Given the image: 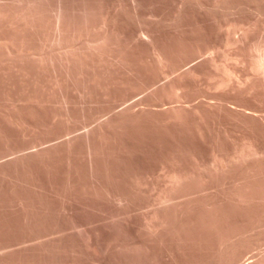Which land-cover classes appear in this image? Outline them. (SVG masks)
<instances>
[{"label": "bare ground", "instance_id": "1", "mask_svg": "<svg viewBox=\"0 0 264 264\" xmlns=\"http://www.w3.org/2000/svg\"><path fill=\"white\" fill-rule=\"evenodd\" d=\"M108 1L109 0L103 2H108ZM131 1L132 3L131 2L130 3L132 5L133 13L138 14V11L143 3L140 0H131ZM94 3L95 0L88 1L86 4L83 5L81 4L82 6L78 8V6L72 4V2L71 4L70 3L68 4L64 0H60L57 8L55 6L56 8V10H54L55 12H52L51 10H49L50 7L48 9L46 5H43L44 2H42V0H0V100L2 102L4 101V103L5 101H7L6 103L12 101L11 103H13L14 106L13 109L11 110H7L8 108L7 109L0 108V130L3 125L5 126L7 125V127L8 126L19 127L20 129H22L21 127H26L28 125L27 118H25L27 114L25 113L24 116L23 110L24 109H27V111L29 110V112L32 113L31 117L33 118L34 117L33 115H35L39 109L41 110L42 108H46V107L48 108L49 107L48 105H50V103L52 104L53 102L55 103L58 101L59 98L57 97L58 95L55 98L57 99V101L55 99H54L55 101H53V96L56 95L55 93L59 94L60 96L59 102H61V104H64L66 107V108L63 107L65 108V110H63L62 108L61 109L62 111H64L63 118L65 117L66 119L65 122H67V124L64 123L67 127L64 126L63 128L65 127L66 128L63 130V132L61 131L62 136L59 134L60 138H63V140L58 139L59 142L57 143H54L53 140H51L54 144L51 142L49 146L48 144L49 141L48 142L41 141L37 143L35 140L36 143H34V141H33L34 144L31 142V144H33L31 145V147L28 145L30 148L27 147L25 148L24 146H23L24 148H17L15 145L16 148L13 150L11 149L12 152L10 153V155H15L16 157L15 159L13 158L12 160L9 159L7 162L3 161L4 163L0 164V176L8 175L9 171H7L4 168V166L7 164L14 165L15 168L14 167L13 168L15 170H19L18 169L19 166L20 168L21 165L25 166L24 164L28 163L32 158L33 159L37 158L40 162L47 163V161H49L50 158H56L57 160V158L60 157L59 154H61L62 156L66 154L65 155L66 161L68 158H76V160L77 158L86 159L85 164H83L84 167H86L87 169L85 172L88 173L89 178L93 181V187L95 186V190H96L97 189L96 186L99 185L100 184L99 181L102 180V179L100 180L101 178L100 173L106 168V165L105 168L103 167V164L106 162L105 161L106 159L104 161L99 162L100 160L99 158H102V160L103 158H107V159L110 158V160L111 158H115V157L122 158L123 156H125L127 149V147L126 148L123 147V144L125 143V145H128L129 147V144H127L126 142H129L130 140L131 141L136 140L134 139L135 136H138L137 138L142 137V139H146V142H150V144H153L157 152H160L159 154H161L164 158H170V159L173 158L172 159L173 164H171L173 166L169 167V169L170 168L171 169L168 170V172H165L167 170L164 169L165 170L164 172L167 175L165 179L166 183L162 185L165 186L164 187L160 186L162 188H160L157 198L155 197V200L158 202V205L156 203L157 205L156 208L154 207L155 209L153 211L149 210L152 213L147 214V216L140 219L138 216L134 214L135 212L133 213L131 203L134 202L135 197L138 198V196L140 197L142 195L141 192H136V190L133 191L134 188L133 189L131 188L129 190L128 187L125 190L121 189L120 192L117 191L118 193L109 192L111 196L116 197V199L122 204V207L121 208L118 207L119 209L118 208L115 209L114 207L112 208V210L105 209V211H102L104 213L103 216L101 215L103 218L100 221V223L89 226V229L86 232V236L88 238V241L85 239L87 242V243L85 242L86 248L84 246L85 240L82 243L83 245L73 241L74 243H72V246H70L71 248L70 251L78 253L79 256L81 253H87V254L91 253L93 259H95L94 261H98L100 264H264V251L262 252L260 251V249L262 250V248L264 247L263 245L264 244V49L260 46L262 45V43L260 45H256V44L251 45V43H249L250 35H251L250 30H245V31L243 30L244 33L241 38L237 35L239 39H236L237 37L232 39L233 33L235 34L237 28L242 24V23L239 24L237 21H233L225 25H221V29L222 28L228 29V33L225 36L226 38L223 36L225 38L224 40L225 44L227 46H231V45L237 46L235 52L233 51L234 54L229 55L224 53L222 54L223 56L221 55L224 59V62L220 60L219 57H217L218 55L217 53H219V51L221 50L219 44L221 43V41L220 42L218 40L215 41L214 37L216 35L213 36V34L214 33L216 34L217 32L212 33L206 30L204 26H202L203 28L200 27L202 29L199 28L200 31L195 32L196 34L194 33L193 36L196 35L194 38L192 35H191L192 38L189 36L190 37L189 39L184 38V36H182L181 40L180 38H178L179 42L176 43H172L170 40L171 43L161 44L159 39L155 35L150 33L148 30L141 31L142 40L140 41L136 39V37L139 38L138 34H137L138 36L134 34L136 37L132 36L133 38L128 37V39L124 40V35L117 28L116 19L115 18L108 19V20L113 19L112 20L113 24H111V22H108L107 19L104 18L108 16H105L106 14L105 15L103 14L102 17L100 13L98 14L96 11L97 10L95 5L96 3L95 4ZM76 4L78 5V3ZM99 4H101V2ZM112 5L114 6V4ZM131 5L128 7H131ZM190 5L191 4H189V6ZM211 6L213 5L211 4ZM215 6L218 5L216 4ZM192 7L194 8V6ZM246 8H243L244 12ZM186 9L187 8H185L184 10L186 11ZM184 10H181L180 12L183 13L182 11ZM132 11L130 12L132 13ZM185 13L186 15L188 14L187 12ZM204 14L206 13L204 12ZM177 15L180 16V13ZM228 15L229 14H227V16ZM183 16H185V14ZM181 18L179 20H181ZM166 21L169 20L166 19ZM247 22L249 23V20ZM182 25L183 24H181V26ZM243 25L244 24H242V27H245ZM218 26L219 25H217V27ZM177 28H179V26ZM216 29L217 28H215V30ZM248 29L250 28L248 27ZM193 32L191 34H193ZM180 35L178 37H180ZM219 38L220 37L218 35V39ZM258 42H260V40ZM254 43L252 42V44ZM140 47H144L146 50L149 51L150 53L149 58L143 59L144 58L143 57L140 59L137 56V54L134 53L136 48H140ZM57 48L60 50V52L58 51V53H56ZM229 50H230L229 52H231V49ZM227 61H229V63L230 61H232L231 62L232 65H229ZM164 77L165 79H163V81L164 80L165 81L161 83V79ZM202 81H206L208 84L206 88L204 87V90L203 87H200ZM70 89H75L76 91H79L81 95L84 97V99L85 98L90 99V101H93L95 97L97 99H101L102 102L104 103L103 106L104 108L103 109L101 108L102 110H97V111L94 108L95 109L94 114L91 115L96 118L98 117V115L100 116V114H102L103 112H104L103 114H105V112H108L109 114L107 115L108 117L104 119V117H102L101 115L102 119L104 120L102 121L98 120L100 122H98L97 124L96 121L97 125H95L94 127L93 125L92 128H90L91 126L88 128L86 127L87 130L82 132L83 130L81 129L82 131L78 133L79 131L77 126L78 115H74L71 112L72 110L70 109V107L67 106L74 103L71 97L70 98L72 99V101L70 102L68 96L70 95L68 92V90ZM148 90L150 91L147 94L141 96L142 92ZM137 92H141V93H137ZM81 95L78 96L82 97ZM77 97L75 99L78 100ZM59 102L56 103V108L57 105H59ZM61 104L60 107L63 106V105L61 106ZM99 104H100V100H99ZM51 106L52 105H50V107ZM92 106L95 107L94 104L92 105L91 102L90 107ZM60 107H58L59 109L57 110H61ZM98 107L100 106L98 105ZM77 108H74L75 109L74 112L76 111ZM45 111L46 110H44V112ZM55 112L56 111H54V115L56 114ZM57 113H60V111H57ZM90 113L91 111L88 112L84 111L83 116L91 117ZM58 115L59 114L55 115V117L57 118ZM101 117H98L97 119H100ZM29 118L30 117H28V119ZM80 118L82 117L79 116V119ZM57 119L55 120V122L59 124L57 122ZM30 120H29V124H31ZM43 120L41 119V121ZM46 120L48 119H45V123ZM38 121L40 122V120ZM212 121H217L218 123L217 122L215 123L218 124V126L215 125L214 122ZM87 122L89 123V121ZM224 122H228V123L226 124ZM55 124L54 126H57ZM50 125L51 124H48V126ZM80 126L81 125L79 124V128ZM83 126L81 128H83ZM55 128L58 131L57 127ZM56 130H53V132ZM39 135L41 134L39 133ZM24 136H26V134L23 135L22 138H24ZM128 138H133V139L126 141V139L128 140ZM123 139L126 142L123 143L122 142ZM44 140L46 139L44 138ZM23 141L25 142V140ZM143 141L145 142V140ZM134 142H132V144ZM46 143L48 144V146ZM36 144L40 146H44V144H46L47 147L44 146V148L39 147L40 149H37ZM24 145L26 146L27 144L25 143ZM31 149H36V150L31 151ZM147 149L149 148L147 147ZM27 150L30 151L27 153ZM150 150L151 149H149V152ZM128 153H129V149H128ZM152 154L154 155L153 152ZM62 156L61 158H63ZM5 157H7V155L2 156V158ZM129 157L130 156H128V158ZM182 158H192L190 160H192L191 162L193 166L191 165L192 167H189L188 163L186 164ZM198 158H202V159L213 158V160L211 163L205 164L203 163L204 161L202 162V159L201 160L199 159L201 161L200 162ZM70 160L71 159H69V161ZM72 160L74 161L75 159ZM72 162L71 163L67 162L66 165L68 164L69 166V164H71V168L74 169L72 167V164L74 163ZM101 162L102 163L104 162L102 164V167L104 169L100 172L101 164L99 165V163ZM169 162L171 163V161ZM39 164L40 163H38V165ZM40 165L43 166L44 164H40ZM53 166H55V163ZM56 166H59V163ZM69 169L67 172H70ZM40 170L41 169H39V171ZM76 170H78V168L75 169V171ZM75 171H71V172H75ZM124 171L122 173H124ZM105 173H107V171H105ZM108 173H107V177L108 175H110ZM77 174L78 173H76L75 176ZM232 174L233 175L238 174L239 178L237 179L238 181L236 182L234 181V179L236 178H233V181L235 183L233 184V186L229 184L231 188H227V189H223L222 187L220 188L219 186L225 185L222 183L221 185L219 184L217 188L223 190L219 189L220 191L217 192H215L214 190H213L214 192H210V190H208L210 193L204 192L203 195L201 194V192L203 193V191H206L205 188H208L207 186H209V183L212 182L214 179L223 180V178H226ZM69 177L71 178L72 176ZM109 177H111V175ZM0 178L3 179V177ZM35 178L37 179V177ZM70 178L68 179L71 180ZM17 179L20 178L18 177ZM110 179H112V177ZM123 179H125V177ZM24 180H23V187H24V183H28L27 181L24 182ZM117 180L115 179L116 182ZM130 181L132 180L130 179ZM5 182H7V180ZM82 182L85 183L84 181ZM106 182L104 183L107 184ZM127 182L128 184L130 183L132 185L131 182L129 181ZM74 184L76 185V183ZM74 184L70 182L68 184V187H66V190H64V192H61V190L59 192L62 193V196L66 199V202L68 201L70 203V205H68L69 203L67 204L71 211L70 214L74 216L75 215L78 216L80 212L91 211L90 208L91 207L93 208L94 202L92 200H91L92 203L86 202L87 200L84 201V199L83 201L81 200L82 202L78 201L79 198L81 197L78 196H77L78 198L76 197L75 194L76 190L75 191L73 190ZM123 184H125L124 181ZM212 184L214 183L212 182ZM28 186L31 187L30 184ZM54 186H52V188ZM116 186L118 188L117 184ZM58 188L61 189V187ZM155 188H152V190ZM201 189H205V190H201ZM6 190L7 189H5V191ZM56 190L54 192H56ZM98 190L101 189H97L95 195L98 194L99 197L100 191L97 192ZM29 191L26 192V194H24L22 190L23 195L22 194L20 196L18 195V199L17 198L16 199L19 201V205L22 211L21 214L19 213L20 214L19 217L22 218L20 223L23 226H27L26 228L30 226L29 227L30 230L31 227L35 228L34 226L39 224L40 215L44 214L45 212L47 213L46 215H49L48 214L49 208H47L44 213L43 212L41 213L38 208V206H40L39 204L40 201L36 202L38 197L34 196L35 194L33 195L29 193ZM147 191L149 192L150 190ZM197 193H200L201 195L199 194L197 195ZM95 195L94 198L96 199ZM86 196L87 195H84L83 198L84 197L87 198ZM5 197L6 196L4 195V198ZM48 197L51 198L50 196ZM90 199H92V195ZM132 199L133 202H131ZM14 200L15 199L13 198V201ZM117 200L114 202H117ZM148 200L149 199H147V201ZM150 202L152 201H149L148 203ZM63 204H64V200H63ZM98 204L97 207L99 206ZM153 204L155 206V203ZM42 205L44 206V204ZM46 205H48V203H46ZM135 205L133 204V206ZM4 207H8V206L4 205ZM100 209L102 210L103 207ZM14 210L13 212H16ZM18 210L20 212V209ZM52 212L53 211H51V213ZM91 212L93 213L94 211ZM100 212L99 214L102 213ZM92 213L90 216H92ZM98 217L100 216H98L97 214V218ZM83 218H85V216ZM10 220H8L7 222H9ZM84 220H86V218ZM93 222L91 221V223ZM17 223L18 222H16V224ZM69 223L71 224V222ZM72 223L74 224V220ZM13 224L15 225V223ZM51 224H52V220H51ZM77 224L78 223L76 222V225ZM15 227L17 226L15 225ZM85 227L86 226H84V229ZM56 228H58V226ZM77 229L79 231V228ZM10 230L12 231L13 228ZM6 231L8 230H5V232ZM36 231L38 232V230ZM82 235L80 237H82ZM84 237L85 236H83V238ZM37 238H39V236ZM78 240L81 241L82 239L78 238ZM35 242H38V240L37 241L35 240ZM69 243L71 245V242ZM18 246H20V243ZM58 246L61 248L60 245ZM6 251L4 250V252ZM47 252L48 251H46V253ZM11 254L13 253H10V255ZM35 254L36 253H34L33 255ZM49 254L50 252L46 255ZM249 254L251 256L248 257L247 255ZM75 256L78 257L77 255ZM33 260H35V258ZM243 260H245V262ZM75 261L74 264L76 263Z\"/></svg>", "mask_w": 264, "mask_h": 264}, {"label": "rangeland", "instance_id": "2", "mask_svg": "<svg viewBox=\"0 0 264 264\" xmlns=\"http://www.w3.org/2000/svg\"><path fill=\"white\" fill-rule=\"evenodd\" d=\"M59 1L60 0H42V2H44V4L43 5H46V7L49 9V7H50V9L49 10H51L52 12H55L54 10H56V8H57V6H58V3H59ZM65 2H67L68 4L70 3L71 4V2H72V4H74V5H76V6H78V8H80V6H82L83 4H86L88 1H94V0H64ZM75 1V2H74ZM83 1V2H82ZM99 1V2H98ZM103 1H107V0H95V5H96V8H97V13L99 14H101V16L104 14H106L105 16H108V17H104V18H106L107 19V21L108 22H111V24H113L112 22V20H108V19H111V18H115L116 19V25H117V28L119 29V31H121V33L124 35V40H126V39H128V37L129 38H131L132 36L133 37H136V36H138L139 35V38L138 37H136V39H138L139 41L140 40H142V38H141V31L142 30H148L150 33H152L153 35H155L158 39H159V41H160V43L161 44H167V43H176V42H179V39L178 38H180V40H181V38H182V36H184V38H187V39H189L190 37L192 38V36L194 35V33L195 32H197V31H200V29H202L203 27L202 26H204V28L206 29V30H208V31H210V32H212V33H214V32H217L216 34L214 33L213 34V36H215L214 37V40L216 41V40H218L219 42L221 41V43H219L218 41V43L220 44V47H221V50L219 51V53H217L216 55H217V57H219V59L220 60H222L223 62H224V59H223V55L222 54H229V55H231V54H234V52H235V50H236V48H237V46L236 45H231V46H227L226 44H225V36H226V34L228 33V29L227 28H222L221 29V25H225V24H227V23H230V22H233V21H237L239 24H244L243 26H245V27H242V24L237 28V30L235 31V34L233 33V36H232V39H234V38H236V39H239V37L241 38L242 37V35H243V30L245 31V30H250V42L249 43H251V45H260L261 43H262V45H260L263 49H264V0H228V1H226V0H180V1H177V0H140L142 3V5H141V7H140V9H139V11H138V14H134L133 13V11H132V5H131V3H132V1L131 0H121V1H119V0H113V2H112V0L110 1H108V2H103ZM146 1V2H145ZM191 3H190V2ZM196 1V2H195ZM213 1V2H212ZM214 1H216V2H214ZM224 1V2H223ZM226 1V2H225ZM263 1V2H262ZM101 2V4H99ZM103 2V3H102ZM111 2V3H110ZM129 2V3H128ZM131 2V3H130ZM178 2H180V3H178ZM199 2V3H198ZM205 2V3H204ZM250 2V3H249ZM259 2H261V3H259ZM54 5H53V4ZM56 3V4H55ZM76 3H78V5L76 4ZM104 3H106V4H104ZM176 3V4H175ZM186 3V4H185ZM195 3V4H194ZM209 3V4H208ZM213 5V6H211V4ZM221 3V4H220ZM237 4V6H236V4ZM242 3V4H241ZM255 3V4H254ZM50 4H52V5H50ZM82 4V5H81ZM104 4V5H103ZM112 4H114V6L112 5ZM171 4V5H170ZM178 4V5H177ZM189 4H191L190 6H191V8H190V6H189ZM193 4V5H192ZM201 4V5H200ZM218 5V6H215V5ZM227 4V5H226ZM244 4H245V6L247 7H245L244 6ZM259 4V5H258ZM106 5V6H105ZM108 5H110V6H108ZM122 5V6H121ZM131 5V7H128V6H130ZM170 5V6H169ZM179 5H180V7H179ZM186 5V6H185ZM226 5V6H225ZM236 6V7H234V6ZM255 5V6H254ZM55 6H56V8H55ZM118 6V7H117ZM145 8H144V7ZM172 6H173V8H172ZM178 6V7H177ZM181 6H182V8H181ZM192 6H194V8L192 7ZM200 6V7H199ZM52 7V8H51ZM110 7V8H109ZM114 7V8H113ZM184 7V8H183ZM220 7V8H219ZM228 7V8H227ZM230 7V8H229ZM240 7H241V10H240ZM251 7V8H250ZM55 8V9H54ZM150 8V9H149ZM181 8V9H180ZM185 8H187L186 9V11L184 10ZM215 8V9H214ZM243 8H246L245 9V12H244V9ZM250 8V9H249ZM257 8H258V10H257ZM104 9V10H103ZM106 9V10H105ZM112 9V10H111ZM119 9V10H118ZM126 9V10H125ZM131 9V10H130ZM146 9V10H145ZM169 9V10H168ZM171 9V10H170ZM173 9V10H172ZM175 9V10H174ZM188 9H189V11H188ZM197 9H198V11H197ZM224 11H223V10ZM233 9V10H232ZM243 9V10H242ZM255 9V10H254ZM99 10V11H98ZM153 12H152V11ZM181 10H184V11H182L183 13H181L180 11ZM202 10V11H201ZM235 10V11H234ZM238 10V11H237ZM257 10V11H256ZM262 10V11H261ZM112 11V12H111ZM117 11V12H116ZM130 11H132V13L130 12ZM157 11H159V12H157ZM193 11V12H192ZM212 11V12H211ZM219 11V12H218ZM227 11H228V13H227ZM249 13H248V12ZM253 11V12H252ZM262 13H260V12ZM116 12V13H115ZM151 12V13H150ZM155 12V13H154ZM166 12H167V14H166ZM175 12V13H174ZM178 12V13H177ZM185 12H187L188 14V16L186 15V13ZM191 12V13H190ZM204 12L207 14H204ZM212 14H211V13ZM221 12V13H220ZM225 12V13H224ZM120 13V14H119ZM126 13V14H125ZM150 13V14H149ZM156 13H157V16H156ZM180 13V16H178L177 14H179ZM235 13V14H234ZM247 13V14H246ZM254 13V14H253ZM111 14H112V16H114V17H112L111 16ZM117 14V15H116ZM129 14H131V15H129ZM185 14V16H183V15ZM194 14V15H193ZM200 14V15H199ZM227 14H229L228 16H227ZM238 14V15H237ZM120 15V16H119ZM174 15V16H173ZM175 15H177V16H175ZM197 15V16H196ZM199 15V16H198ZM204 15H206V16H204ZM212 15V16H211ZM119 16V17H118ZM135 16V17H134ZM163 16V17H162ZM168 16V17H167ZM191 16V17H190ZM218 16V17H217ZM224 16H225V18H224ZM248 16V17H247ZM103 17V16H102ZM175 17V18H174ZM178 17H182L181 18V20H179L180 18H178ZM187 17V18H186ZM198 17V18H197ZM217 17V18H216ZM247 17V18H246ZM258 17H260V18H258ZM153 18V19H152ZM163 18V19H162ZM178 18V19H177ZM193 18V19H192ZM215 18V19H214ZM226 19V20H224V19ZM230 18V19H229ZM234 18V19H233ZM240 18V19H239ZM242 18V19H241ZM244 18V19H243ZM249 18V19H248ZM257 18V19H256ZM262 18V19H261ZM117 19H121V20H123L124 21V23L125 24H127V25H125L124 23H123V21H119V20H117ZM166 19L167 20H171L170 22L169 21H166ZM177 21H176V20ZM186 19V20H185ZM198 19H200V20H198ZM213 19V20H212ZM219 19V20H218ZM233 19V20H232ZM256 19V20H255ZM164 20V21H163ZM188 20V21H187ZM190 20H192V21H190ZM249 20V23L247 22V21ZM178 21H179V23H178ZM194 21V22H193ZM201 21V22H200ZM209 21V22H208ZM214 21V22H213ZM219 21V22H218ZM229 21V22H228ZM256 21V22H255ZM120 22V23H119ZM160 22H162V23H160ZM168 22V23H167ZM175 22V23H174ZM181 22V23H180ZM188 24H187V23ZM198 22V23H197ZM201 24H200V23ZM222 22H223V24H222ZM244 22V23H243ZM260 24H259V23ZM156 23V24H155ZM194 23V24H193ZM210 23H212V24H210ZM154 24V25H153ZM171 26H170V25ZM181 24H183L182 26H181ZM187 24V25H186ZM195 24H197V25H195ZM214 24V25H213ZM249 26H248V25ZM174 25V26H173ZM179 26V28H177L178 26ZM192 25H194V26H192ZM217 25H219L218 27H217ZM247 25V26H246ZM252 25H253V27H252ZM258 25V26H257ZM263 25V26H262ZM145 26V27H144ZM166 26V27H165ZM212 26H214V27H212ZM261 26V27H260ZM157 27V28H156ZM195 27H197V28H195ZM200 27H202V28H200ZM210 27V28H209ZM248 27L250 28V29H248ZM151 28V29H150ZM185 28H187V29H185ZM193 28V29H192ZM200 28V29H199ZM215 28H217L216 30H215ZM247 28V29H246ZM126 29H127V31H126ZM130 30V32H129V30ZM137 29V30H136ZM170 29V30H169ZM176 29V30H175ZM177 29H180V30H177ZM182 29V30H181ZM198 29V30H197ZM238 29H239V31H238ZM252 29V30H251ZM255 29V30H254ZM262 31H261V30ZM123 30V31H122ZM153 32H152V31ZM164 30V31H163ZM173 30V31H172ZM192 30V31H191ZM195 30V31H194ZM220 30H221V32H220ZM242 30V31H241ZM254 30V31H253ZM126 31V32H125ZM190 31H191V33L193 32V34H191L190 33ZM242 33H241V32ZM261 31V32H260ZM124 32V33H123ZM169 32V33H168ZM186 32H187V34H186ZM222 32H223V34H222ZM252 32V33H251ZM176 33V34H175ZM189 33V34H188ZM237 33V34H236ZM131 34V35H130ZM136 36H135V35ZM138 34V35H137ZM172 34V35H171ZM181 34V35H180ZM196 34V33H195ZM221 34H222V36H221ZM225 34V35H224ZM171 35V36H170ZM177 35V36H176ZM180 35V37H178ZM192 35V36H191ZM218 35H219V37L222 39H218ZM239 37H238V36ZM170 36V37H169ZM185 36H187V37H185ZM190 36V37H189ZM196 36V35H195ZM195 36H193V38L195 37ZM225 38H224V37ZM132 37V38H133ZM223 37V38H222ZM254 37V38H253ZM163 39V40H162ZM167 40V42H166V40ZM175 41H174V40ZM235 39V40H236ZM252 39V40H251ZM261 39H262V41H261ZM170 40H171V42H170ZM178 40V41H177ZM260 40V42H258ZM224 42V43H223ZM252 42L254 43V42H256V43H254V44H252ZM223 45V46H222ZM234 46V47H233ZM224 47V48H223ZM140 49V50H139ZM229 49H231V52H229L230 50ZM226 50V51H225ZM57 51V52H56ZM56 53H58V51L60 52V50L57 48L56 49ZM234 51V52H233ZM220 52H221V54H220ZM228 52V53H227ZM135 54H137V56L141 59V58H143V59H147V58H149L150 57V53H149V51L148 50H146L144 47H140V48H136V50H135V52H134ZM149 53V54H148ZM143 54V55H142ZM148 56H147V55ZM222 55V56H221ZM145 56H147V57H145ZM222 57V58H221ZM232 61H230V63H231ZM227 63L229 64V65H232V63L230 64L229 63V61H227ZM163 79H165V77L164 78H162L161 79V83H163L164 81H163ZM204 84H205V86H204ZM203 85V86H202ZM207 82L206 81H202V84H201V86L200 87H203V90H204V87L206 88L207 87ZM200 89H202V88H200ZM72 90V91H71ZM75 91V92H74ZM150 90H148V91H145V92H137V93H141L142 95L141 96H143V95H145V94H147L148 92H149ZM68 92H69V94L70 95H68L69 96V99H70V102L72 101V99H73V101H74V103H72V104H70V105H67L68 107H70V109L72 110L71 112L74 114V115H78L77 116V120H78V123H77V126H78V129H79V131H78V133H80L82 130V132H84L85 130H87V128L88 127H90V128H92V125H93V127L95 126V125H97L98 124V122H100V121H102V120H104V119H106L108 116L107 115H109L108 114V112H105V114H100V116L98 115V117H101V115H102V117H104V119H102V117L100 118V119H97L98 117H93L91 114H94V110L96 109V111L97 110H102L104 107V103L102 102V100L101 99H97L96 97L93 99V101H90V99H84V97L81 95V93L79 92V91H76L75 89H70V90H68ZM78 92V93H77ZM56 95H54L53 96V101H57V99H55L56 98V96L57 97H59L58 98V101L57 102H53L52 104L50 103V105H52L51 107H50V105H48L49 107L46 109V108H42L41 110L39 109L38 111H37V113L35 114V115H33L34 117H36V118H32L31 116H32V113H30L29 112V110L27 111V109H24L23 110V114H24V116H25V113L27 114L26 115V117L25 118H27V126L26 127H21L22 129H20L19 127H12V126H8L7 127V125L5 126V125H3L2 126V128H1V130H0V164H2V163H4V162H7L9 159L10 160H12L13 158L15 159V155H10V153L12 152V150L13 149H15L16 147L17 148H30L31 147V145H33L34 143H38V142H48L49 141V146H50V143L52 142L51 140H53V142L54 143H57V142H59V140L58 139H60V140H63V138H60V135L62 136V132H63V130L67 127L64 123H66L67 124V122H65L66 121V119H65V117L63 118V112L64 111H62V109L63 110H65V105L64 104H61V102H59V100H60V96H59V94H57V93H55ZM81 95L82 97H79V96ZM78 96V97H77ZM72 99H71V98ZM78 98V100L77 99H75V98ZM55 99V100H54ZM96 99H97V102H98V104H97V102H96ZM80 100V101H79ZM88 100V101H87ZM99 100H100V104H99ZM85 101V102H84ZM90 101V102H89ZM7 101H5V103H4V101L2 102L1 100H0V108H8L7 110H11V109H13V103H11L12 101H9L8 103H6ZM59 102V105H57V108H56V103H58ZM82 102V103H81ZM92 102V105L94 104V106L95 107H90V103ZM12 104V105H10V104ZM86 103H87V106H86ZM55 104V105H54ZM60 104H61V106L62 107H60ZM75 104V105H74ZM80 104V105H79ZM95 104H97V105H95ZM77 105V106H76ZM98 105L100 106V107H98ZM6 106V107H5ZM75 106V107H74ZM85 106V107H84ZM58 107H60V109L61 110H57V109H59ZM63 107H65V108H63ZM71 107H74V108H77L76 109V111L74 112V108H71ZM93 108V109H92ZM95 108V109H94ZM98 108H100V109H98ZM102 108V109H101ZM52 109V110H51ZM80 109V110H79ZM90 109H92V110H90ZM44 110H46L45 112H44ZM44 113H43V112ZM51 111H53V112H51ZM54 111H56L55 113V115H57V114H59L58 116H57V118L55 117V115H54ZM57 111H60V113H57ZM62 111V112H61ZM84 111L85 112H88V111H91V113H90V115H91V117H84L83 116V114H84ZM93 111V112H92ZM43 114H42V113ZM47 112V113H46ZM81 112V113H80ZM29 113V114H28ZM31 114V115H30ZM46 114V115H45ZM53 114V115H52ZM62 114V115H61ZM89 114V113H88ZM38 115V116H37ZM47 117H45V116ZM106 115V116H105ZM30 117L29 119H28V117ZM50 116V117H49ZM79 116L80 117H82V118H80L79 119ZM62 117V118H61ZM37 118H38V120H40V122L37 120ZM48 119V120H46V123H45V119ZM50 118V119H49ZM60 118V119H59ZM85 118H88V119H85ZM92 120H91V119ZM94 118H95V120H94ZM31 119V120H30ZM33 119H35V120H33ZM41 119L43 120V121H41ZM57 119V122L59 123V124H57L56 122H55V120ZM63 119H65V120H62ZM29 120H30V123L31 124H29ZM33 120V121H32ZM52 120V121H51ZM58 120H60V121H58ZM85 120V121H84ZM89 121V123L87 122V121ZM98 120H100V121H98ZM37 122V123H35V122ZM50 122V123H48V122ZM62 121V122H61ZM92 121V122H91ZM96 121H97V124H96ZM39 122V123H38ZM53 124H52V123ZM212 122H214V124L215 125H217L218 126V124H216L215 122H217V121H212ZM230 122V121H229ZM44 125H43V124ZM56 123V124H55ZM218 123V122H217ZM224 123H228V122H224ZM37 124V125H36ZM46 124V125H45ZM48 124H51L50 126H48ZM54 124L55 125H57V126H54ZM61 124V125H60ZM79 124L81 125L80 126V128H79ZM32 125V126H31ZM35 127H34V126ZM41 125H43V126H41ZM84 125V126H83ZM88 125V126H87ZM36 126H38V127H36ZM53 126V127H52ZM64 126H66L65 128H63ZM83 126V128H81ZM33 127V128H32ZM45 127V128H44ZM52 127V128H51ZM55 127H57V129H58V131L56 130V128ZM87 127V128H86ZM13 128V129H12ZM16 128V129H15ZM18 128V129H17ZM31 128V129H30ZM36 128V129H35ZM37 128H38V130H37ZM47 128V129H46ZM8 129V130H7ZM25 129V130H24ZM28 129H29V131H28ZM43 129V130H42ZM56 130V131H54L53 132V130ZM82 129V130H81ZM24 130V131H23ZM34 130V131H33ZM40 130V131H39ZM5 131V132H4ZM14 131V132H13ZM21 131V132H20ZM23 131V132H22ZM62 131V132H61ZM24 132H25V134H26V136H24V138H22L23 137V135H25L24 134ZM27 132V133H26ZM30 132V133H29ZM31 132H34V133H31ZM42 132V133H41ZM47 132V133H46ZM53 132V133H52ZM60 132V133H59ZM4 133V134H3ZM15 133V134H14ZM18 133V134H17ZM39 133L41 134V135H39ZM48 133H49V136H48ZM55 133H57V134H55ZM2 134V135H1ZM19 134H20V136H19ZM23 134V135H22ZM28 134V135H27ZM37 136H36V135ZM52 134H54V135H52ZM60 134V135H59ZM11 135V136H10ZM30 135V136H29ZM33 135V136H32ZM39 135V136H38ZM53 136V138H52V136ZM58 135V136H57ZM3 136H4V138H3ZM7 136V137H6ZM9 136H10V138H9ZM42 138H41V137ZM45 136V137H44ZM56 136V137H55ZM34 137V138H33ZM59 137V138H58ZM138 136H135L134 137V139H136V140H130V139H133V138H128V140L126 139V141H129V142H126L124 139L122 140V142L124 143V142H126L127 144H129V147H128V145H125V143L123 144V147L124 148H126L127 147V149H126V153H125V156H123L122 158H117V157H115V158H111V160H110V158H103V160H102V158H99L100 160H99V162L100 161H104L105 159V163L103 164L102 162L101 163H99V165L101 164V167H100V172L105 168V165H106V170L104 169L101 173H100V180L101 181H99V185H97L96 186V188L97 189H101V190H98L97 192H99V197H98V194L97 195H95V193H96V190H95V186L93 187V181L89 178V176H88V173H86L85 171L87 170L86 169V167H84V165L83 164H85V161H86V159L85 158H83L84 159V161H83V159L82 158H77V160H76V158H68L67 159V161L65 160L66 159V154H64L63 156L61 155V154H59L60 155V157L59 158H57V160H56V158H50L49 159V161H47V163L46 162H44V163H42V162H40L37 158H35V159H31L28 163H25L24 165L25 166H22L21 165V168H20V166H19V170H15L14 168V165H11V164H7V165H5L4 166V168L7 170V171H9V173H8V175H5V176H3V175H1L0 177H3V179L2 178H0L1 180H0V191H1V189H2V191L0 192V194L1 195H3V196H1L0 195V214L2 215H0V222H1V224H0V263L1 264H30V262H31V264H63V263H65V264H67V263H69V264H74V261L76 262L75 264H100L98 261H94L95 259H93V256L91 255V253L90 254H87V253H81L82 255H83V257H82V255L80 254V256H79V254L78 253H76V252H71L70 250H71V248H70V246H72V243H74V242H78V243H80V244H82L83 243V241L86 239L87 241H88V238H87V236H86V232H87V230L89 229V226H91V225H96V224H98V223H100V221L102 220V216H103V213L104 212H102V211H105V209L106 210H109V209H111L112 210V208H114L115 207V209H117L118 207L119 208H121L122 207V204L116 199V197H113V196H111L110 194H109V192L110 193H112V192H114V193H116L117 191L118 192H120V190L121 189H123V190H125V189H127V187H128V189L130 190L131 188L133 189V191L134 190H136V192H141L142 193V195H144V196H138V198L137 197H135V199H134V202H133V199H132V201L131 202H133V203H131V207H132V210H133V213L136 215V216H138L140 219H142V218H144L145 216H147V214H150V213H152V212H150L149 210H151V211H153L155 208H156V206L158 205V202L155 200V197L157 198V195H158V192H159V190H160V188H162V187H164L165 185H162V184H165L166 183V173L165 172H168V170H170L169 169V167L171 166H173V165H171V164H173V158H164L161 154H159L160 152H157V150L154 148V146H153V144H150V142H146V139H142V137H140V138H137ZM3 138V139H2ZM6 138V139H5ZM14 138V139H13ZM37 138H39V139H37ZM44 138L46 139V140H44ZM48 138V139H47ZM27 139V140H26ZM29 139V140H28ZM34 139V140H33ZM56 139V140H55ZM140 139V140H139ZM12 140V141H11ZM15 140V141H14ZM21 140V141H20ZM23 140H25V142L23 141ZM35 140H36V142H35ZM44 140V141H43ZM143 140H145V142L143 141ZM6 141V142H5ZM19 141H20V143H19ZM27 141H29V142H27ZM33 141H34V143H33ZM14 142V143H13ZM23 142V143H22ZM31 142L33 143V144H31ZM52 142V143H53ZM131 142V143H130ZM132 142H134L133 144H132ZM139 142V143H138ZM27 144L26 146L24 145V144ZM53 143V144H54ZM137 143V144H136ZM142 143V144H141ZM148 143H149V146H148ZM6 144V145H5ZM21 144V145H20ZM47 144V143H46ZM46 144H44V146L45 147H47L48 146V144H47V146H46ZM53 144H51V145H53ZM132 145V147L135 149H133L132 147H131V145ZM2 145V146H1ZM9 145V146H8ZM15 145H16V147H15ZM19 145H20V147H19ZM30 147H29V146ZM37 145V144H36ZM7 146V147H6ZM24 146V147H23ZM44 146H40V145H37V149H40V148H44ZM149 148V149H151L152 150V152L154 153V155L152 154V152H151V150H150V152H149V149H147V147ZM40 147V148H39ZM151 147V148H150ZM154 149H153V148ZM131 148V149H130ZM5 149V150H4ZM12 149V150H11ZM128 149H129V153H128ZM133 149V150H132ZM7 150V151H6ZM32 150H36V149H31V151ZM132 150V151H131ZM149 152H147V151ZM156 150V151H155ZM3 151V152H2ZM6 153H5V152ZM30 151V150H29ZM28 150H27V153L29 152ZM139 151V152H138ZM2 153V154H1ZM26 153V152H25ZM156 153V154H155ZM63 154V153H62ZM127 154V155H126ZM131 154V155H130ZM3 155H7V157H5V158H2V156ZM133 155H135V156H133ZM61 156L63 157V158H61ZM128 156H130L129 158H128ZM139 156V157H138ZM160 156V157H159ZM126 157V158H125ZM135 157V158H134ZM151 157V158H150ZM125 159V161H124V159ZM162 158V159H161ZM7 159V160H6ZM69 159H71L70 161H69ZM72 159H75L74 161L72 160ZM121 159V160H120ZM129 159V160H128ZM132 159H134V160H132ZM156 159H157V161H156ZM168 159V160H167ZM183 160H184V162L187 164L188 163V166L189 167H192L193 165H192V160H190V159H192V158H182ZM201 160L202 158H198V160ZM39 162H38V161ZM61 160V161H60ZM108 160V161H107ZM113 160H114V162H113ZM117 160V161H116ZM121 162H120V161ZM152 160V161H151ZM155 160V161H154ZM164 160V161H163ZM199 160V161H200ZM209 160V161H208ZM212 160H213V158H203L202 159V162L203 163H205V164H209V163H211L212 162ZM4 161V162H3ZM34 161H35V163H34ZM60 161V162H59ZM65 161V162H64ZM73 161V162H72ZM82 161V162H81ZM111 161V162H110ZM128 161V162H127ZM169 161H171V163L169 162ZM206 161H207V163H206ZM33 162V163H32ZM63 162V163H62ZM74 163V164H72V167L74 168V169H72L71 168V164H69V166H68V164L66 165V163ZM78 163V165H77V163ZM115 162H116V164H115ZM133 162V163H132ZM201 162V161H200ZM38 163H40V164H44L43 166L42 165H38ZM50 163V164H49ZM54 163H55V166H53L54 165ZM58 163H59V166H56V165H58ZM64 163H65V165H64ZM79 163H81V164H79ZM121 163H122V165H121ZM160 163H161V165H160ZM163 163V164H162ZM165 163H166V165H165ZM170 163V164H169ZM191 163V164H190ZM102 164H103V167H102ZM149 164V165H148ZM152 164V165H151ZM28 165V166H27ZM29 165H31V166H29ZM52 165V166H51ZM63 165V166H62ZM76 165V166H75ZM125 165V166H124ZM151 165V166H150ZM192 165V166H191ZM6 166H7V168H6ZM10 166V167H9ZM61 166V167H60ZM68 168H71V169H69V171L70 172H67L68 171V169L66 168V167ZM75 166V167H74ZM86 166V165H85ZM108 166H109V168H108ZM135 168H134V167ZM149 166V167H148ZM166 166V167H165ZM14 167V168H13ZM27 167V168H26ZM28 167H29V169H28ZM64 167V168H63ZM112 167V168H111ZM120 167V168H119ZM11 168V169H10ZM33 168V169H32ZM43 168V169H42ZM45 168V169H44ZM59 168V169H58ZM63 168V169H62ZM78 168V170H76L75 171V169H77ZM84 168H85V170H84ZM115 168V169H114ZM123 168V169H122ZM124 168H125V171H124ZM128 168H130L131 169V171H130V169H128ZM132 168H134V169H132ZM144 168V169H143ZM14 171H13V170ZM39 169H41L40 171H39ZM67 169V170H66ZM83 169V170H82ZM167 170V171H165V170ZM24 170V171H23ZM111 170V171H110ZM121 170V171H120ZM133 170V171H132ZM143 170V171H142ZM10 171H13V172H10ZM18 171V172H17ZM49 171V172H48ZM51 171V172H50ZM66 171V172H65ZM71 171H75V172H71ZM105 171H107V173L108 174H110L111 175V177H112V179H110L111 177H109L110 175H108V177H107V173H105ZM113 171H115V172H113ZM117 171V172H116ZM119 171V172H118ZM124 171V173H122ZM165 171V172H164ZM26 172V173H25ZM30 172V173H29ZM35 172V173H34ZM42 174H41V173ZM48 172V173H47ZM58 172H59V174H58ZM131 172V173H130ZM135 172V173H134ZM19 173V174H18ZM25 173V174H24ZM66 173H67V175H66ZM71 173V174H70ZM76 173H78L76 176H78V177H76L75 176V174ZM81 173V174H80ZM103 173V174H102ZM113 173V174H112ZM152 173V174H151ZM37 174V175H36ZM58 174V175H57ZM87 176H86V175ZM102 174V175H101ZM130 174V175H129ZM143 174H145V175H143ZM146 174H148V175H146ZM151 174V175H150ZM26 175V176H25ZM40 175V176H39ZM74 175V176H73ZM106 175V176H105ZM116 175V176H115ZM118 175V176H117ZM127 175V176H126ZM128 175H129V177H128ZM132 175V176H131ZM154 175V176H153ZM160 175V176H159ZM233 175V174H232ZM232 175H230V176H228V177H226V178H223V180L222 179H217V180H219V181H217L216 179H214L212 182L214 183V184H212V182H210L211 183V185H210V183H209V186H207L208 188H205L206 189V191H203V193L201 192V194L203 195L204 194V192H208V193H210V192H217V191H220V190H223V189H227V188H231V186H233V184L236 182V181H238L237 179L239 178L238 177V174H234L233 176ZM14 176V177H13ZM16 176V177H15ZM25 176V177H24ZM29 176V177H28ZM40 178H39V177ZM57 176V177H56ZM70 178L69 176H72L70 179L71 180H69L68 178ZM102 176H103V178H102ZM147 176V177H146ZM153 176V177H152ZM163 176V177H162ZM165 176V177H164ZM8 177H11V178H8ZM20 178V179H17V178ZM35 177H37V179L35 178ZM42 177H43V179H42ZM115 177H117V178H115ZM125 177V179H123V178ZM132 177V178H131ZM145 177V178H144ZM151 177V178H150ZM5 178V179H4ZM7 178V179H6ZM68 180H67V179ZM80 178V179H79ZM105 178V179H104ZM107 178V179H106ZM129 178V179H128ZM133 178H135V179H133ZM143 178V179H142ZM148 178V179H147ZM154 178V179H153ZM158 178V179H157ZM161 178V179H160ZM233 178H236V179H234V181H233ZM8 179H10V180H8ZM16 179V180H15ZM25 179V180H24ZM51 179V180H50ZM55 179H57V180H55ZM76 179H78V180H76ZM85 179V180H84ZM104 179V180H103ZM111 181H110V180ZM115 179L117 180V179H120V180H117V182L115 181ZM130 179L132 180V181H130ZM227 179V180H226ZM7 180V182H5ZM13 180V181H12ZM23 180H24V182H28V183H24V187H23ZM39 180V181H38ZM50 180V181H49ZM62 180V181H61ZM107 180H109V181H107ZM122 180V181H121ZM146 180H148V181H146ZM156 180V181H155ZM225 180H226V182H225ZM230 180V181H229ZM18 181H19V183H18ZM32 181V182H31ZM42 181V182H41ZM69 181V182H68ZM73 181V182H72ZM76 181V182H75ZM82 181H84L85 183H83ZM89 181V182H88ZM107 181V182H106ZM113 181V182H112ZM123 181H124V183L125 184H123ZM127 181H129V182H131L132 183V185L129 183L128 184V182ZM134 181H136V182H134ZM142 181V182H141ZM12 182V183H11ZM35 182V183H34ZM39 182V183H38ZM46 182V183H45ZM76 183V185L74 184L73 185V190L75 191L76 190V192H75V194H76V197L78 196V197H81V198H79V200L78 201H83V199H84V201H86V202H91V200L94 202L93 204V208L91 207L90 208V210L91 211H94L93 213L91 212V211H88V212H80V214H78V216H74V215H71L70 214V209H69V206L68 205H70V203L67 201L66 202V199L62 196V193L61 192H64V190H66V187H68V184L69 183ZM104 182H106L107 184H105ZM122 182V183H121ZM147 182V183H146ZM148 182H149V184H148ZM229 182V183H228ZM2 183V184H1ZM7 183V184H6ZM37 183V184H36ZM42 183V184H41ZM47 183H48V186H47ZM83 183V184H82ZM121 183V184H120ZM127 183V184H126ZM134 183V184H133ZM151 183V184H150ZM161 183V184H160ZM218 183V184H217ZM225 184L224 186L222 185V186H219V184L221 185V184ZM18 184V185H17ZM26 184H30V186L31 187H29L28 185H26ZM33 184V185H32ZM49 184H51V185H49ZM58 184V185H57ZM86 184V185H85ZM109 184V185H108ZM116 184L118 185V188H117V186H116ZM137 186H136V185ZM217 184V185H216ZM229 184L231 185V186H229ZM8 185V186H7ZM55 185V186H54ZM62 185V186H61ZM106 185V186H105ZM113 185V186H112ZM121 185H123V186H121ZM127 185V186H126ZM135 185V186H134ZM150 185V186H149ZM153 185V186H152ZM213 185H215L216 186V188H215V186H213ZM227 185V186H226ZM11 186V187H10ZM23 188H22V187ZM35 186H37V187H35ZM42 186V187H41ZM47 186V187H46ZM52 186H54L53 188H52ZM65 186V187H64ZM74 186H75V189H74ZM83 186V187H82ZM109 186V187H108ZM112 186V187H111ZM115 186H116V188H115ZM121 188H120V187ZM126 186V187H125ZM130 186V187H129ZM147 188H145V187ZM159 186V187H158ZM160 186H162V187H160ZM222 187L223 189H220V188H217V187ZM7 187H9V188H7ZM50 189H49V188ZM58 187H61V189L60 188H58ZM76 187H78V188H76ZM81 189H80V188ZM86 187V188H85ZM89 187H91V188H89ZM104 187V188H103ZM156 187V188H155ZM158 187V188H157ZM14 188V189H13ZM29 188V189H28ZM44 188V189H43ZM52 188V189H51ZM58 188V189H57ZM106 188V189H105ZM137 188V189H136ZM151 188V189H150ZM152 188H155V189H153L152 190ZM211 188V189H210ZM213 188V189H212ZM5 189H7L6 191H5ZM16 189V190H15ZM23 190V192H24V194H26V192H28L29 190V193H31V194H35L34 196H37L38 197V201L36 200V202H39V204H40V206H38V208H39V210H40V212L42 213H44L45 212V210L47 209V208H49V212H48V214L49 215H46L47 213L45 212L44 214H42V215H40L39 216V224L38 225H36V226H34L35 228H33V227H31L30 228V230H29V227L28 228H26L27 226H23V225H21V223H20V221H21V217H19L20 216V214L22 213V211H21V208H20V205H19V201L17 200L18 199V195L20 196L23 192H22V190ZM57 189V190H56ZM79 189V190H78ZM94 189V190H93ZM139 189V190H138ZM145 189V190H144ZM205 189H201V190H205ZM216 189V190H215ZM220 189V190H219ZM12 190V191H11ZM19 190V191H18ZM39 192H38V191ZM45 190V191H44ZM56 190V192H54ZM61 190V192H59ZM81 190V191H80ZM84 190H85V192H84ZM92 190V191H91ZM109 190V191H108ZM113 190V191H112ZM147 190H150L149 192L147 191ZM155 190V191H154ZM208 190H210V192L208 191ZM212 190V191H211ZM214 190V191H213ZM8 191V192H7ZM21 191V192H20ZM78 191V192H77ZM84 193H83V192ZM108 191V192H107ZM147 191V192H146ZM154 193H152V192ZM5 192V193H4ZM10 192V193H9ZM15 193V194H13V193ZM36 192V193H35ZM42 192V193H41ZM59 192V193H58ZM81 192V193H80ZM117 192V193H118ZM151 192V193H150ZM4 193V194H3ZM18 193V194H17ZM52 193V194H51ZM61 193V194H60ZM86 193H88V194H86ZM105 195H104V194ZM113 193V194H114ZM146 193H148V194H146ZM51 194V195H50ZM59 195V196H57V195ZM78 194V195H77ZM95 195V197H96V199L94 198V195ZM151 194V195H150ZM201 195L200 193H197V195ZM4 195L6 196L5 198H4ZM15 195H16V197H15ZM23 195V194H22ZM42 195V196H41ZM47 195V196H46ZM54 195H56V196H54ZM81 195V196H80ZM84 195H87L86 197L87 198H83V196ZM91 195H92V199H90L91 198ZM101 195V196H100ZM150 195V196H149ZM154 197H153V196ZM39 196H41V197H39ZM48 196H50L51 198H49ZM104 196H107V197H104ZM148 196V197H147ZM196 196V195H195ZM54 197V198H53ZM63 197V198H62ZM77 197V198H78ZM101 197V198H100ZM104 197V198H103ZM108 197H110V198H108ZM152 197V198H151ZM8 198V199H7ZM13 198L15 199L14 201H13ZM17 198V199H16ZM41 198V199H40ZM98 198V199H97ZM114 198V199H113ZM146 198V199H145ZM3 199V200H2ZM5 199V200H4ZM11 199H12V201H11ZM44 199V200H43ZM64 200V204H63V200ZM113 199V200H112ZM117 200V202H114V201H116ZM137 199V200H136ZM139 199V200H138ZM145 199V200H144ZM147 199H149L148 201H147ZM16 200H17V202H16ZM62 200V201H61ZM89 200V201H88ZM95 200V201H94ZM101 200H104V201H101ZM143 200V201H142ZM10 201V202H9ZM43 201H44V203H43ZM56 201H57V203H56ZM61 201V202H60ZM81 201V202H82ZM98 201V202H97ZM138 201V202H137ZM149 201H156V202H153V203H155V206H154V204L152 203V202H150V203H148ZM4 202V203H3ZM14 202V203H13ZM42 202V203H41ZM136 202H137V204H136ZM140 202V203H139ZM146 202V203H145ZM7 205H6V204ZM46 203H48V205H46ZM61 203V204H60ZM69 203V204H68ZM92 203V202H91ZM96 203V204H95ZM98 203H100V204H98ZM148 203V204H147ZM156 203H157V205H156ZM17 204V205H16ZM42 204H44V206H45V209H44V206L42 205ZM57 204V205H56ZM68 204V205H67ZM97 204L99 205L98 207H97ZM107 204V205H106ZM110 204V205H109ZM133 204L135 205V206H133ZM141 204V205H140ZM143 204V205H142ZM149 204H153L152 206L151 205H149ZM4 205L5 206H8V207H4ZM10 205V206H9ZM14 205H15V207H14ZM18 205H19V207H18ZM52 205V206H51ZM63 205V206H62ZM121 205V206H120ZM146 205V206H145ZM3 206V207H2ZM57 206H58V208H57ZM60 206H61V208H60ZM103 207V209L101 210L100 208H102ZM104 206H106V207H104ZM136 206H139V207H136ZM42 207H43V209H42ZM64 207H65V209H64ZM97 207V208H96ZM111 207V208H110ZM136 207V208H135ZM155 207V208H154ZM9 208V209H8ZM11 208H14V209H11ZM118 208V209H119ZM145 208V209H144ZM7 209H8V211H7ZM17 209V210H16ZM18 209H20V212H19V210ZM57 209V210H56ZM60 209V210H59ZM62 209V210H61ZM68 209V210H67ZM138 209V210H137ZM144 209V210H143ZM148 209V210H147ZM3 210V211H2ZM13 210L14 211H16V212H13ZM114 210V209H113ZM51 211H53L52 213H51ZM60 211V212H59ZM68 211V212H67ZM101 213V214H99V212ZM138 211H140V212H138ZM147 211V212H146ZM2 212V213H1ZM8 212V213H7ZM66 212V213H65ZM89 212H90V214H89ZM20 213V214H19ZM51 213V214H50ZM58 215H57V214ZM65 213V214H64ZM83 213V214H82ZM85 213H86V215H85ZM91 213H92V216H90L91 215ZM139 213V214H138ZM142 213V214H141ZM11 214H13V215H11ZM97 214H98V216H100V217H98L97 218ZM15 215V216H14ZM18 215V216H17ZM46 215V216H45ZM55 215V216H54ZM94 215H96V216H94ZM102 215V216H101ZM7 216V217H6ZM9 216H10V218H9ZM42 216V217H41ZM48 216V217H47ZM54 216V217H53ZM71 216H73V217H71ZM83 216H85V218H86V220H84L85 218H81V217ZM89 216V217H88ZM4 217V218H3ZM11 217H13V218H11ZM40 217H41V219H40ZM79 217V218H78ZM3 218V219H2ZM16 218V219H15ZM46 219V220H44V219ZM56 218V219H55ZM89 220H88V219ZM99 219V220H97V219ZM11 219V220H10ZM54 219V220H53ZM65 219V220H64ZM94 219V220H93ZM4 220V221H3ZM8 220H10L9 222H7ZM51 220H52V224H51ZM64 220V221H63ZM67 220V221H66ZM73 220H74V224L72 223L73 222ZM96 220V221H95ZM14 221V222H13ZM43 221V222H42ZM79 221V222H78ZM87 221V222H86ZM91 221L93 222V221H95V222H93V223H91ZM15 223V225L18 227H15V225L13 224V223ZM16 222H18L17 224H16ZM41 222V223H40ZM55 222V223H54ZM69 222H71V224L69 223ZM76 222L78 223L77 225H76ZM89 222V223H88ZM88 224V225H86V224ZM91 223V224H90ZM8 224V225H7ZM13 224V225H12ZM43 224V225H42ZM45 224V225H44ZM47 224H48V226H47ZM90 224V225H89ZM5 225V226H4ZM12 225V226H11ZM42 225V226H41ZM50 225V226H49ZM61 227H60V226ZM74 225V226H73ZM2 226V227H1ZM10 226V227H9ZM58 226V228H56ZM70 226V227H69ZM75 226H77V227H75ZM79 226V227H78ZM84 226H86L85 227V229H84ZM4 227H5V230H8V231H6L5 232V230H4ZM8 227V228H7ZM22 227H23V229H22ZM42 227H44V228H42ZM48 227H49V229H48ZM75 227V228H74ZM13 228V230L11 231L10 229H12ZM40 228H41V230H40ZM46 228V229H45ZM51 228V229H50ZM74 228V229H73ZM77 228H79V231H78V229ZM81 228V229H80ZM28 229V230H27ZM74 231H73V230ZM18 230V231H17ZM36 230H38V232L36 231ZM45 230V231H44ZM56 230H57V232H56ZM76 230V231H75ZM15 231H17V232H15ZM34 231V232H33ZM49 231H51V232H49ZM64 231V232H63ZM70 231V232H69ZM84 231V232H83ZM27 232V233H26ZM43 232V233H42ZM61 232V233H60ZM66 232H67V234H66ZM80 232V233H79ZM83 233V235H82V233ZM37 233V234H36ZM40 233H41V235H40ZM47 233V234H46ZM58 233V234H57ZM59 233H60V235H59ZM85 233V234H84ZM7 234V235H6ZM11 236H10V235ZM19 234V235H18ZM26 234V235H25ZM32 234V235H31ZM76 234V235H75ZM18 235V236H17ZM23 235V236H22ZM46 235V236H45ZM56 235H57V237H56ZM82 235V237H80ZM9 236V237H8ZM31 236V237H30ZM35 236V237H34ZM39 236V238H37ZM51 238H50V237ZM72 236V237H71ZM76 238H75V237ZM83 236H85L84 238H83ZM20 237V238H19ZM45 237V238H44ZM48 237V238H47ZM52 237H54V238H52ZM59 237V238H58ZM74 237V238H73ZM23 238V239H22ZM26 238V239H25ZM28 238V239H27ZM29 238H31V239H29ZM48 240H47V239ZM72 238V239H71ZM78 238L79 239H82L81 241L80 240H78ZM60 239H61V241H60ZM76 241H75V240ZM35 240L37 241L38 240V242H40V243H38V242H35ZM44 240V241H43ZM51 240V241H50ZM67 240V241H66ZM72 240V241H71ZM78 240V241H77ZM86 240L84 241V246H85V244L87 243L86 242ZM21 241V242H20ZM33 241V242H32ZM74 241V242H73ZM14 242H17V243H14ZM32 242V243H31ZM46 242V243H45ZM69 242H71V245H70V243ZM86 242V243H85ZM10 243V244H9ZM19 243H20V246H18L19 245ZM29 243V244H28ZM36 243V244H35ZM38 243V244H37ZM66 243V244H65ZM69 243V244H68ZM9 244V245H8ZM22 244H23V246H22ZM28 244V245H27ZM48 244V245H47ZM53 244V245H52ZM2 245V246H1ZM32 245V246H31ZM52 246V247H50V246ZM58 245H60L61 246V248L58 246ZM63 245V246H62ZM66 245H68V246H66ZM83 245V244H82ZM264 245V244H263ZM262 245V246H263ZM9 246H11V247H9ZM14 246H16V247H14ZM39 246V247H38ZM42 248H41V247ZM55 246H56V248H55ZM66 246V247H65ZM26 247V248H25ZM59 247V248H58ZM64 247V248H63ZM3 248V249H2ZM6 248V249H5ZM10 248V249H9ZM19 248V249H18ZM28 248V249H27ZM85 248H86V246H85ZM8 249V250H7ZM58 249H59V251H58ZM3 250V251H2ZM4 250L6 251V252H4ZM27 250V251H26ZM34 250V251H33ZM44 250V251H43ZM52 250V251H51ZM9 251H11V252H9ZM25 252V254H24V252ZM29 251V252H28ZM46 251H48L47 253H46ZM91 251V250H90ZM89 251V252H90ZM260 251L262 252V251H264V247L262 248V250L260 249ZM2 252V253H1ZM7 252H9V253H7ZM50 252V254L49 255H46V254H48ZM53 253V255H52V253ZM57 252V253H56ZM58 252H60V253H58ZM67 252V253H66ZM10 253H13V254H11L10 255ZM18 253V254H17ZM30 253V254H29ZM34 253H36L35 255H33ZM71 253V254H70ZM73 253V254H72ZM63 254V255H62ZM64 254H66V255H64ZM68 254V255H67ZM251 254V253H250ZM247 255L248 257L249 256H251V255ZM7 255H8V257H7ZM21 255V256H20ZM24 255V256H23ZM70 255V256H69ZM75 255H77L78 257H76ZM85 255H86V257H85ZM18 258H17V257ZM23 256V257H22ZM68 256V257H67ZM246 256V257H247ZM2 257V258H1ZM42 257V258H41ZM45 259H44V258ZM50 257V258H49ZM247 257V258H248ZM5 258V259H4ZM26 258V259H25ZM35 258V260H33ZM55 258H57V259H55ZM65 258V259H64ZM89 258V259H88ZM247 258H245V259H247ZM38 259V260H37ZM43 259V260H42ZM54 259V260H53ZM74 259V260H73ZM82 259V260H81ZM4 260H6V261H4ZM11 260V261H10ZM13 260V261H12ZM40 260V261H39ZM49 260H51V261H49ZM66 260V261H65ZM88 260V261H87ZM92 260V261H91ZM3 261V262H2ZM23 261V262H22ZM38 261H39V263H38ZM49 261V262H48ZM61 261V262H60ZM65 261V262H64ZM69 261V262H68ZM73 261V262H72ZM78 261V262H77ZM84 261V262H83ZM244 262H245V260H243ZM17 262V263H16ZM26 262V263H25ZM48 262V263H47ZM63 262V263H62ZM81 262H83V263H81ZM92 262V263H91Z\"/></svg>", "mask_w": 264, "mask_h": 264}]
</instances>
